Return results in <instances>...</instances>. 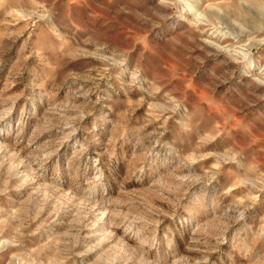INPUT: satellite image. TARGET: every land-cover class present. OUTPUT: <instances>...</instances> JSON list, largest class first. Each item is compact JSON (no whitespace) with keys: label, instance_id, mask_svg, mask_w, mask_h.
Segmentation results:
<instances>
[{"label":"rangeland","instance_id":"374dc122","mask_svg":"<svg viewBox=\"0 0 264 264\" xmlns=\"http://www.w3.org/2000/svg\"><path fill=\"white\" fill-rule=\"evenodd\" d=\"M0 264H264V0H0Z\"/></svg>","mask_w":264,"mask_h":264}]
</instances>
